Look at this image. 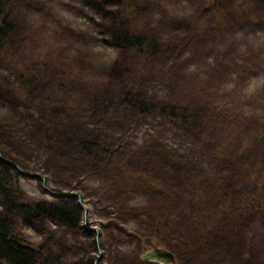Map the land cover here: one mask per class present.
<instances>
[{"label":"rangeland","instance_id":"obj_1","mask_svg":"<svg viewBox=\"0 0 264 264\" xmlns=\"http://www.w3.org/2000/svg\"><path fill=\"white\" fill-rule=\"evenodd\" d=\"M210 2L0 0L3 12L18 28L19 49L0 52L5 60L0 59V141L19 161L12 173L14 191L33 205L53 202L57 189L75 192L81 209L77 230L49 213L39 219L14 213V226L26 241L66 264H138V255L160 246L152 224L167 218L179 232L161 247L179 251L176 264H264V213L239 210V221L213 220L211 233L198 232L217 217L222 200L220 191L202 180L215 164L209 151L223 148L243 154L258 148L254 171L256 178L264 177V21L246 18L247 0H219L231 17L217 24L219 33L206 38L194 55L182 40L189 37V28L216 30L213 22L195 26L200 9ZM111 16V22L122 23L125 18L127 27L141 23L158 31L161 43L171 44L163 46L167 55L141 58L128 51L121 57L106 34ZM59 50L65 62L58 57ZM15 52L21 57L17 70L25 66L35 72L42 58L54 64L48 72L45 67L36 74L41 84L36 86L49 88V97L44 89L33 87L34 94L25 90L31 102L21 99L23 86L9 66ZM119 58L131 60L134 71L137 60L142 61L140 72L128 78L140 74L137 88L150 101L167 96L175 77L190 83L182 96L189 90H206L207 102L202 104L209 112L199 109L201 128H206L209 117L215 120L212 130L202 136L205 143L194 145L190 136L159 115L135 113L118 104L100 105L87 117L81 110L86 85L100 79ZM66 124L95 142L93 159L73 149L74 139L65 148V140L56 138ZM148 166L153 177L142 183V171ZM172 187L178 190L174 196ZM199 187L204 189L198 193ZM232 190L233 208L239 202H264V186L261 189L254 177L241 178ZM208 204L217 211L208 210ZM188 230L192 232L186 234ZM0 264L9 263L0 260Z\"/></svg>","mask_w":264,"mask_h":264},{"label":"trees","instance_id":"obj_2","mask_svg":"<svg viewBox=\"0 0 264 264\" xmlns=\"http://www.w3.org/2000/svg\"><path fill=\"white\" fill-rule=\"evenodd\" d=\"M118 1L120 0H114L115 3ZM106 2L107 0H102V4ZM198 16L195 26L199 25L201 27L202 22H205V24L213 22L217 28L215 31H213L214 28H189L191 30L190 35L182 40V43L194 55L206 38L214 37L219 33L220 28L217 24L221 23L222 19L227 20L228 16L231 17L224 6H220L219 0H212L208 6L201 8ZM112 17H109V26L105 28L106 34L108 35L109 42L121 50V57H125L128 51H132L135 53L134 55L141 58L150 57L157 59L163 55H167L165 49L167 47L171 48V44L168 42L161 43L159 34H156L158 31L154 33L150 29L144 28L141 23H137L134 27H127L125 26V18L124 22L115 23L111 22ZM212 18H215V22ZM246 18L248 20L264 21V0H247ZM127 22L129 21L127 20ZM17 31L18 28H16L15 20L8 13H4L0 7V52L2 54L6 50H9L8 48H12V51L19 49L16 43ZM16 53H13L16 59H12L9 66L13 67V70L17 73V78L23 86L24 97L21 96V99L29 103L31 102L30 97L25 90L30 89L32 93L36 91L33 90V87H39L36 85L40 84V80L36 74L39 73L41 68L46 67L47 70L49 69L47 67H53L54 64L48 63L45 58H42V60H37L36 68L39 69H36L37 71L35 72H29L25 66L17 70V66L20 65L18 59L21 57L16 55ZM57 54L60 59L64 62L66 61L61 50ZM0 59L5 61L1 56ZM130 61L125 58H119L118 61L113 63L104 72L100 79H98L99 81L95 80L91 84L86 85L88 87L86 89L87 97H85L81 104V110L85 111L84 114L90 117L98 110L100 105L107 106V104H118L135 113L152 112L161 116L164 121L173 123L181 134L190 136L194 145H202L205 143L203 140L206 137L202 136L207 135L208 131L212 130L211 127H213L215 120L213 117H209L206 120V128H201L200 119H198L199 109L203 108L206 114L209 112V108L202 104L207 102L205 98L206 90H194V92L193 90H189L186 96H182L181 92L189 89L190 83L186 80H180L179 77H175L176 79L174 78V81H170L169 83L170 89L167 96L159 98L157 101H150L146 95L139 91L135 82L137 78L141 77L138 72H140L139 63L142 61L140 59L137 60L138 65L136 71L138 70V72L137 76L133 77L134 80L128 78L136 73L133 68L134 64L131 66L130 64L132 63ZM218 64H221V62L216 63L214 66L215 71L218 69ZM43 87H39V90L44 89ZM14 88L13 86L12 89ZM44 90L49 97L48 93L51 90L49 88H45ZM90 101L92 102L89 104ZM40 110L42 113L46 111L44 108H40ZM68 114L66 113V115ZM7 121H9L8 118ZM56 138H60V142L65 140V143H67L65 148L68 147V141L74 139L70 141L74 143L73 149L77 152L85 153L86 157L93 159L95 153H97L92 148L95 142L89 139L85 133H77L72 124H66L59 128V131L56 133ZM5 145V142L0 141V260L9 264H66L58 255L45 250L40 245L26 241L16 230L13 218L14 213L22 214L31 219H39L46 213H49L60 224L69 229L77 230L81 228V209L75 202L77 196L63 194V190L57 189V193H55L56 199L53 202L42 201L35 205L28 202L21 194L14 191L12 173L15 169V163L18 164L19 161L17 158L11 156V152ZM222 149H217L215 152H208L213 155L212 160L215 164L211 167L212 172L202 179L212 189L220 191L222 200L218 207L219 213L216 218L212 217L210 225L204 222V226L198 229L199 236L202 233H211L213 231L210 227L214 224L213 220H220L217 222H221L225 219L223 222L226 223L228 221L231 224L234 223V220L239 221L240 219L237 216L239 210L244 213H264V202L261 201L262 205H250L248 201L239 202L238 207L235 206L233 208V183L236 184L241 178L254 177V181L261 189L264 186V177L256 178L257 175L254 171L255 152H257L256 149L258 148L248 149L243 154H239L237 151ZM153 154H150V158H153ZM167 154L172 156V152H167ZM2 157L6 160H3ZM151 169L148 166L146 170L142 171L141 177L144 178L142 183L153 177ZM203 189L204 187H199L197 189L198 193ZM177 192V188L172 187V195L174 196ZM198 197L201 198L200 195ZM207 209L217 211V209L214 210L209 204L207 205ZM152 231L156 235L157 245L160 246L165 244L167 237H175L177 235L176 233L179 232L177 227L167 220V218L156 219L152 224ZM191 232L188 230L186 234H190ZM172 252L177 260L179 251L173 250ZM136 262L138 264L150 263L141 259L140 255L137 256ZM89 264L91 263L89 262Z\"/></svg>","mask_w":264,"mask_h":264},{"label":"water","instance_id":"obj_3","mask_svg":"<svg viewBox=\"0 0 264 264\" xmlns=\"http://www.w3.org/2000/svg\"><path fill=\"white\" fill-rule=\"evenodd\" d=\"M3 160H6L4 157H2ZM57 193V192H54ZM63 194H69V195H77L75 192H62ZM80 199V197H79ZM140 258L143 260H146L148 262H157L159 264H175L176 258L174 253L164 247L157 246L152 247L148 250H145L141 255Z\"/></svg>","mask_w":264,"mask_h":264}]
</instances>
